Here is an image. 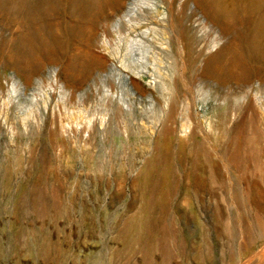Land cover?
<instances>
[{
  "label": "rangeland",
  "instance_id": "374dc122",
  "mask_svg": "<svg viewBox=\"0 0 264 264\" xmlns=\"http://www.w3.org/2000/svg\"><path fill=\"white\" fill-rule=\"evenodd\" d=\"M165 1L0 0V264H264V0Z\"/></svg>",
  "mask_w": 264,
  "mask_h": 264
},
{
  "label": "bare ground",
  "instance_id": "6f19581e",
  "mask_svg": "<svg viewBox=\"0 0 264 264\" xmlns=\"http://www.w3.org/2000/svg\"><path fill=\"white\" fill-rule=\"evenodd\" d=\"M7 1H9V0H6V2ZM48 1H54V0H37V3H36L37 9L39 7H41L43 4H45V2H48ZM114 1H115V4H117V6L119 7L120 3H122L123 0H114ZM173 1L174 0H169L168 2L167 1H165V2H166V4L168 6H170V4ZM199 3H200V0H183V5H182L181 0H179L177 5H176V11L175 12H171V9L168 8L167 6H165L166 4H163L162 6L155 5V8L151 9V11H150L151 13H155L156 14L154 16L156 18V23L154 22L155 26H151L150 28H145V32H146L145 34L147 35V32H148V34H151L152 36H154L155 34H159L160 37H161V40L163 41V44L165 45V48H169L170 47L171 41H175V42L180 43V41L182 39V36L184 34V28H183V25L181 23L182 22L181 21V19H182L181 16H182V12H183L182 8H183L184 5L186 7H188L189 9H191V6L198 7ZM131 4H132V2H129V6H128L126 12H128L129 10L132 9L131 8ZM222 25H223V31H225L227 29V26L225 24H222ZM131 42H132V44L130 46V51L134 50L133 43H137V42L144 43V40H142L141 38L136 39V38L132 37L131 38ZM226 46H227V43L224 44L223 46L219 47L218 49H216L213 53L209 54L208 58L206 59V63L208 64V63H210L212 61H215L220 56V54L222 53L223 49H225ZM126 47H128V46H126ZM180 51H181V49H180ZM93 57L97 58V56H95V55H93ZM180 64H181V62H180ZM30 73H25V75L29 76ZM180 131L185 133V130H183V129H180ZM158 162H160L159 158L158 159H156V158L151 159L143 167V169L141 171L142 179H143V181H142L143 186L146 185V182L151 183V184L148 185V188L150 189L149 193L151 195H147L146 201H145V205H144V209L146 210V214L143 215V217L140 216L135 221L127 222L121 228V231H123L124 233H126L127 231L130 232L132 230H135L137 233L138 232L144 233L145 229L149 225L148 224L149 223V219H148L149 215H147V212L150 211V209L156 204V202L158 200L159 196L158 195H153V194H154V192L157 189L158 181H160L162 179V177L164 176V172L161 171L159 173V180L158 181H154L153 183L148 181V175L150 173V168L152 166H156L158 164ZM38 203H39V209L41 210V208H42V199H39ZM49 244L50 243H48L47 240H43L41 245H40L41 252L46 254L49 251ZM29 248L32 249V246H29Z\"/></svg>",
  "mask_w": 264,
  "mask_h": 264
},
{
  "label": "water",
  "instance_id": "95a60500",
  "mask_svg": "<svg viewBox=\"0 0 264 264\" xmlns=\"http://www.w3.org/2000/svg\"><path fill=\"white\" fill-rule=\"evenodd\" d=\"M223 33H224V31H223ZM229 39H230V38H228V39L225 41V43H226L227 41H229ZM225 43H224V44H225ZM224 44H223V45H224ZM220 47H221V46H220ZM217 49H218V48H217ZM212 53H213V52H212ZM210 54H211V53H210ZM208 56H209V54L206 56V59L208 58ZM206 59H205V61H206ZM205 61H204V63H205ZM203 65H204V64H203Z\"/></svg>",
  "mask_w": 264,
  "mask_h": 264
}]
</instances>
